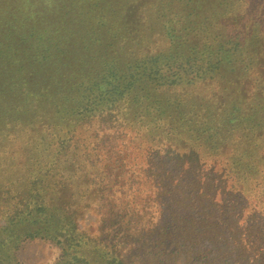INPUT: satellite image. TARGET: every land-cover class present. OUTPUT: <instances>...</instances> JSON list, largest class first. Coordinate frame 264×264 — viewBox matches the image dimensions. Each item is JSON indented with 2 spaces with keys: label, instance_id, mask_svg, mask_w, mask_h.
Wrapping results in <instances>:
<instances>
[{
  "label": "trees",
  "instance_id": "1",
  "mask_svg": "<svg viewBox=\"0 0 264 264\" xmlns=\"http://www.w3.org/2000/svg\"><path fill=\"white\" fill-rule=\"evenodd\" d=\"M178 1L0 0V264H264V0Z\"/></svg>",
  "mask_w": 264,
  "mask_h": 264
},
{
  "label": "rangeland",
  "instance_id": "2",
  "mask_svg": "<svg viewBox=\"0 0 264 264\" xmlns=\"http://www.w3.org/2000/svg\"><path fill=\"white\" fill-rule=\"evenodd\" d=\"M180 1L181 0H179L177 4H181ZM258 2H259V0H253L251 2V4H252V6L256 7V6H259ZM259 12L263 14V10H260V8H259V10H257L255 14H252L253 17L247 18V21L249 20V18H252L251 22H256L258 19L254 15L262 16ZM96 121H99V120H96ZM101 124H103V123H101ZM100 128H104L105 132L108 130V127H106L105 124L103 126H101ZM103 136H106V134L104 133ZM97 146H98V148H102V150L106 152V151L111 149L112 144H111L110 139L101 138V139H99ZM141 148H146V147L143 146ZM186 160H189V159H186ZM132 163L133 164L131 166L139 165L136 162V160L132 161ZM153 163L157 164L156 161H154ZM153 163H152V166H153ZM167 164H168L167 168H169L170 164L172 166V161L167 162ZM125 165L127 166L128 163L126 162ZM154 173H157V172L154 171ZM70 187H71V190H68V188H67L66 190H63L62 193L60 194L61 201L68 202L67 200L70 199L73 190L77 189L78 186L75 184V182H72ZM151 194H152V192H151ZM127 199H126V201H127ZM118 200L121 204L124 203V200L122 201L120 196L118 197ZM153 203H154L153 200L151 203H148L150 208L147 207L146 210L144 211V214L147 215V219L150 221L158 219L159 215H160V214L153 212V211H155L154 209H152ZM72 209L76 213L77 217H75V215H74V219H76V221H77L76 226L79 227V230H85V229L89 230L90 227L93 226V224L96 223V221L98 219V210H97L98 207H96V206L94 209H92L89 212H86L84 214L82 211H79V209L77 208V205L75 207H73ZM72 229L74 230V228H72ZM197 245H199V247H204L202 243L197 244ZM181 251H183V252H181ZM60 252H61L60 248L56 244H54L53 242H50L49 240H44V239H34V240H26L25 242H23L21 244V246L17 252V257L22 264H54L57 261ZM186 254H187V249L181 248L180 254L178 255V258L175 259L174 257H172V259H174V262L171 264H185V263L186 264H196V262L187 261L185 259L187 257Z\"/></svg>",
  "mask_w": 264,
  "mask_h": 264
}]
</instances>
